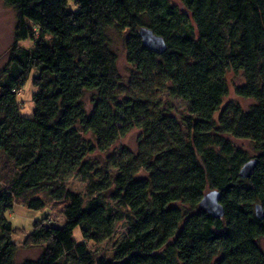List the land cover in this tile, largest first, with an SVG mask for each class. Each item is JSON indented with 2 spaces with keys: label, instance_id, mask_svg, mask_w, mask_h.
<instances>
[{
  "label": "trees",
  "instance_id": "trees-1",
  "mask_svg": "<svg viewBox=\"0 0 264 264\" xmlns=\"http://www.w3.org/2000/svg\"><path fill=\"white\" fill-rule=\"evenodd\" d=\"M175 1L182 9L171 0H4L16 20L0 76V264H264V0ZM142 27L164 41L162 53L141 42ZM109 28L126 33L133 81L185 102L184 133L173 115L155 117L147 98L127 92ZM227 73L242 77L234 94L252 100L246 110L222 105ZM29 76L25 117L17 93ZM130 129L136 154L116 144ZM249 158L258 162L241 178ZM70 176L84 182L82 195L65 187ZM211 190L218 219L198 208ZM46 201L61 203V226L34 220L15 243L23 229L6 213ZM119 224L125 234L110 257L95 255L87 244ZM19 246L39 254L17 261Z\"/></svg>",
  "mask_w": 264,
  "mask_h": 264
},
{
  "label": "rangeland",
  "instance_id": "rangeland-1",
  "mask_svg": "<svg viewBox=\"0 0 264 264\" xmlns=\"http://www.w3.org/2000/svg\"><path fill=\"white\" fill-rule=\"evenodd\" d=\"M178 7L182 9V7L175 1L171 0ZM69 9V7H67ZM71 8V6H70ZM73 9V8H72ZM16 20V14L11 6L6 5L4 0H0V76L3 74L4 69L7 67V63L9 61L8 55L10 46L13 43V30L14 23ZM106 35L108 39V43H110L111 49L116 54V65L120 76L123 78V83L127 89V92L133 94V92L138 93L143 98H147L149 100L148 104L153 109V114L155 117L159 115V113H164L166 115H173L176 118V123L178 129L181 130L182 133L185 132L184 126L181 123L179 117L181 115H187V107L183 100L177 97L167 96L165 93H160L157 91L158 87L149 84V85H139L137 84L134 78L131 79L130 76V66L126 63V56L124 54V45L123 39L126 35L125 32H116L114 29L109 28L106 30ZM20 46L28 47L30 46L29 41H21L18 43ZM23 84L22 88L17 93V101L20 103L19 114L25 117H31V111L33 109V103L31 101V96L35 90L32 85L31 76H29ZM226 82L228 83L227 96L224 97L225 102H236L240 105L244 110L252 103V100L249 98H241L234 94V87L236 85L243 84L242 77L237 74L227 73ZM221 105V106H222ZM217 113L214 114L216 116ZM137 129H130L127 133L121 137L116 144L118 146H124L133 154H136L139 150V144L137 143L138 138ZM232 142L246 151V153L250 156L256 154V150L253 148V144L248 140L244 139H232ZM6 160L0 154V183L1 178L4 175L3 168L6 166ZM64 185L70 191L78 192L79 194L84 193V182L81 181L78 177L70 176L69 178L64 179ZM47 206L38 209L37 211H31L25 208L21 202H15L13 209L10 212L6 213V216L9 218L12 223V227H18L23 229L22 232L20 230L16 231V234L12 235V239L15 243L20 242L23 238V234H27L32 226L31 223L34 220H39L40 218L45 217L46 223H54L55 225L61 226L62 223V214L60 213L61 203H52L46 201ZM125 227L123 224H119L113 236L107 238V240H103L100 242H96L94 244L88 243L90 250H92L95 255H102L106 257H110L115 244L118 240L125 234ZM72 238H74L77 242L81 241L82 237L80 235L79 228L76 227L72 231ZM260 247L264 250V240L259 241ZM17 253L15 259L20 261L22 259H35L39 254V249L34 247L29 248H17Z\"/></svg>",
  "mask_w": 264,
  "mask_h": 264
},
{
  "label": "water",
  "instance_id": "water-1",
  "mask_svg": "<svg viewBox=\"0 0 264 264\" xmlns=\"http://www.w3.org/2000/svg\"><path fill=\"white\" fill-rule=\"evenodd\" d=\"M138 34L141 42L152 51L162 53L165 49L164 41L155 34L153 35L150 30L145 27L139 28ZM258 160L255 158H249L238 170L239 176L241 178H247L252 173L253 168L257 164ZM218 192L216 191H207L203 197L198 202V208L202 209L207 213L211 218H217L222 216L223 207L220 206L218 202ZM254 215L258 218H262V209L258 204H254Z\"/></svg>",
  "mask_w": 264,
  "mask_h": 264
}]
</instances>
